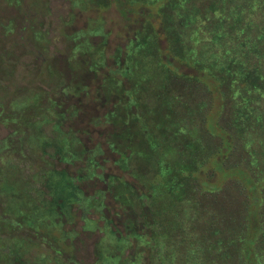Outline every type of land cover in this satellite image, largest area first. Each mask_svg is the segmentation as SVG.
<instances>
[{
    "label": "trees",
    "instance_id": "obj_1",
    "mask_svg": "<svg viewBox=\"0 0 264 264\" xmlns=\"http://www.w3.org/2000/svg\"><path fill=\"white\" fill-rule=\"evenodd\" d=\"M70 4L66 85L19 30L47 88L1 169L0 264H264V0Z\"/></svg>",
    "mask_w": 264,
    "mask_h": 264
},
{
    "label": "rangeland",
    "instance_id": "obj_2",
    "mask_svg": "<svg viewBox=\"0 0 264 264\" xmlns=\"http://www.w3.org/2000/svg\"><path fill=\"white\" fill-rule=\"evenodd\" d=\"M71 5L70 0H0V181L1 169L9 174V178L13 174L11 167L7 163H3L8 156L10 157L9 164L14 165L16 162L13 155L19 149L17 146L20 137L17 134L18 129H24L26 133L31 130V126H28L31 123H24L26 120L20 118L19 111L22 109L20 105L27 103V95L32 94L34 88H47L44 84V78H39V75L36 74L39 68V72L42 71L40 65L45 71V65L31 54L18 58L20 53L30 51L31 40H33L30 30L24 36L25 45L20 44L21 34L19 30L21 26H30L35 30L44 32L43 41L46 42V45L42 42L46 47V52L43 53L45 54L44 59L54 58L53 62L56 63V66L58 65V70L64 75V79L60 83L66 85L68 83V69L66 57L61 54L66 47L63 35L83 27L85 23V18L76 13L77 8H72ZM74 10L75 13L71 12ZM112 12L110 10L106 15L112 17ZM75 14L79 16H76L73 23L69 24L71 22L70 15L75 16ZM4 28H9L10 31ZM39 125L38 130L42 131L43 134L49 132L47 127L39 128ZM22 148H24L25 153L29 152L26 150L27 148L31 149L25 145ZM44 160L50 161L47 157ZM28 162L34 164H25L27 177L30 180L35 175L36 188H38L41 182L38 156L28 158ZM2 189L4 188L2 187ZM2 207H4V200L0 199L1 210ZM93 239L94 237L92 239L89 237L75 245L79 258L86 263L93 260Z\"/></svg>",
    "mask_w": 264,
    "mask_h": 264
}]
</instances>
